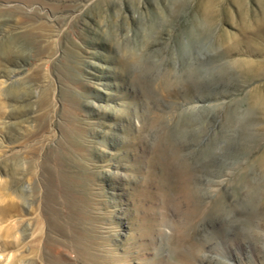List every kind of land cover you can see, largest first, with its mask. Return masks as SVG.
Listing matches in <instances>:
<instances>
[{
    "label": "rangeland",
    "instance_id": "374dc122",
    "mask_svg": "<svg viewBox=\"0 0 264 264\" xmlns=\"http://www.w3.org/2000/svg\"><path fill=\"white\" fill-rule=\"evenodd\" d=\"M0 264H264V0H0Z\"/></svg>",
    "mask_w": 264,
    "mask_h": 264
}]
</instances>
